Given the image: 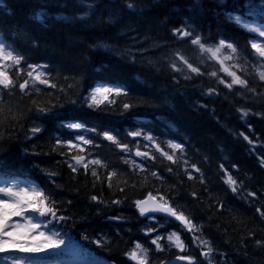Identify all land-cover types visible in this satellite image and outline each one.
<instances>
[{"label":"trees","instance_id":"obj_1","mask_svg":"<svg viewBox=\"0 0 264 264\" xmlns=\"http://www.w3.org/2000/svg\"><path fill=\"white\" fill-rule=\"evenodd\" d=\"M244 9L242 0H0V42L25 58L20 65L0 61L1 70L17 85L0 91V185L51 192L57 217L65 219L25 214L47 223L43 230L57 232L64 245L75 249L76 259L137 264L128 253L140 243L148 249L147 264H164L176 256L209 264L201 254L207 250L201 240H206L213 248L211 264H264V80L245 65L256 60L253 36L231 20L236 14L244 17ZM36 15L46 21L34 20ZM178 28L193 29L206 46L221 39L234 43L236 75L247 81V88L234 85L229 90L210 76L217 71L226 83L232 80L191 38L174 36ZM177 53L203 75L185 79L190 73ZM173 62L184 72L174 71ZM27 63L47 65L43 79L49 84L30 83L21 92L18 84L30 79ZM101 65L103 70L97 71ZM21 68L25 71L17 80ZM98 85L120 87L128 94L101 97L94 110L85 98ZM210 88L216 93L207 95ZM124 104L130 109L125 111ZM37 108L53 110L41 115ZM240 109L249 115L242 119ZM68 123L84 128L70 129ZM33 127L41 131L33 135ZM135 131L153 136L169 154V141L183 145V157L177 151L176 163L169 161L143 136L128 135ZM105 132L131 151L105 140ZM79 136L93 143L82 144ZM68 141L84 150L70 149ZM137 147L154 159L136 156ZM76 155L86 162L98 159L106 167L89 164L87 170L77 166L73 172L68 163L75 165L71 157ZM125 160H134L143 171ZM93 169L99 179L91 175ZM112 172L116 175L109 182ZM226 173L242 182L239 191L225 183ZM149 193L163 196L200 231H188L179 221L141 216L135 201ZM149 228L158 231L146 235ZM170 232L180 234L183 251L169 246ZM157 235L165 237L160 241L163 251L151 244Z\"/></svg>","mask_w":264,"mask_h":264},{"label":"snow or ice","instance_id":"obj_2","mask_svg":"<svg viewBox=\"0 0 264 264\" xmlns=\"http://www.w3.org/2000/svg\"><path fill=\"white\" fill-rule=\"evenodd\" d=\"M128 7L132 8L133 5L129 3ZM34 20L44 23L46 21V18L42 15H36L34 17ZM250 31L252 33H256L257 29L252 28L250 29ZM173 35L177 36L180 40H184L185 38H191V44L197 46L200 53H210L208 59H216L217 53H221L222 49L224 48L230 50L229 54L224 55V60H231L233 58V54H237L238 52V49L234 43L226 42L224 39H221L218 45L206 46V44L202 42V38L200 36H193V29L191 28H188L187 30L183 28L175 29L173 31ZM259 36L264 37V30H259ZM251 48L255 50V55L257 59L260 61L261 66L264 67V42H257L256 40H253V42L251 43ZM176 58L181 61L183 65H186L188 73H190L184 75L185 79H192L193 77L191 74L203 75V73H201L200 71V68L198 66H193V64L190 63L189 60L185 58L182 54L177 53ZM24 59L25 58L19 52H16V50L13 49L10 45H6L5 43L0 42V61L11 60L16 65H20ZM218 62L221 64L220 70H223L228 76L232 77L231 82L226 83L224 79L220 78L217 75V71L211 72L210 76L216 77L218 82L220 84H224L225 87H227L229 90H231L234 85H240L242 87L247 88V81L245 79H242L241 77L237 76L236 73L230 71L229 68L224 67L223 60H218ZM0 67H2V65H0ZM25 67L26 69H31L26 71V76L30 79H24L23 83L18 84V87L21 92H23L29 86L30 83L35 84L36 82H38L39 84H49L46 79H43V77L46 75L43 69H45L47 65H35L32 63H27ZM171 67L174 71L184 72V68L178 66L175 62L172 63ZM102 70L103 65H101V67L97 69V71ZM24 71L25 68H21L18 70L16 74L17 80H19L20 78L19 73ZM259 76L261 80H264V71L260 72ZM16 86L17 85L14 83L13 79L5 71L0 70V91H2L3 89L14 88ZM49 86L54 87V85ZM215 93L216 90L210 88L206 94L213 95ZM121 94L127 95L128 93L126 90L120 87L99 85L89 93V96L85 98V102L87 103V106L89 108H93L95 110V108L99 107V101L97 100L98 96L107 99L109 95ZM88 101L91 102L89 103ZM73 103H75V101H73ZM109 103L113 104L115 103V101L111 100L109 101ZM130 107L131 105L129 104L123 105V109L125 111L129 110ZM52 110V108H37L38 113L41 115H45L49 112H52ZM238 111L241 112L242 119L246 118L249 115V112L247 110L240 109ZM67 127L70 129H83L84 125L81 123H68ZM31 131L33 135H35L36 133H39L41 131V128L33 127ZM128 135L134 138L143 136V139L149 141V143L155 147L156 151H159L162 156H164L169 161H172L173 163H176V158L174 157L177 151L181 154L180 158L183 157L184 148L183 145L179 143H173L171 141L168 142L167 147L173 150V153L169 154L168 152L160 148L159 143L151 135L144 134L141 131L129 132ZM240 135H242L245 140H248L250 144L252 143V141L249 140V137L247 135H244V133H240ZM103 138L111 142L112 144H115L122 151H131L128 144L120 143L117 137L107 132L103 133ZM78 139L82 144L93 143L91 139H86L83 136H79ZM57 143L62 145L65 142L58 140ZM67 145L70 149L79 148L78 144H74L71 141H68ZM79 150L83 151L84 149L79 148ZM135 155L141 158L154 159V157L150 156L149 153L141 152L139 150V147H137ZM71 159L75 161V165L69 162L68 166L72 169L73 172H76L78 170L77 166H82L85 170H87L89 164L106 167V165H103L102 161L98 159H93L86 162V158L80 155L73 156L71 157ZM125 163H131L134 168H140V170L143 171L141 166L137 165L134 160H125ZM184 163L187 164V161L185 160ZM260 163L261 166H264V159H261ZM191 167L197 172L200 171L198 168L195 167V165H192ZM169 171H171V169H169ZM91 175L99 179L95 169L92 170ZM115 175V172H112L108 175L109 182ZM152 175L155 176L156 173H152ZM188 175L189 179L193 178L191 173H189ZM226 175L227 179L225 180V183L229 185L233 192L239 191V189L242 187V182L238 183L237 180L234 179L230 174L226 173ZM201 182H203L202 176ZM109 187H111V183H109ZM120 191H123V189H120ZM248 195L254 196L255 193H248ZM91 199L93 201H98V197L96 196H92ZM150 201L152 202L151 204L149 203ZM112 203L119 204L121 202L118 200H114L112 201ZM55 205L56 201L53 199V194L51 192H46L44 189L38 186H32L28 188L17 187L15 185L11 187H0V256H3L5 260L10 261V264H38V261H26L23 257H10L6 254L9 252H14L22 253L25 254V256L30 257H42L44 254H50L55 249L60 248L61 245L64 244V241L62 239H59V234L57 232H52L51 234H48V232L42 230V228H47V223L40 221L39 219H34L32 216L24 215L27 212H32L38 213L39 217H45L50 215L53 219H65V217L63 216L57 217V209ZM135 206L139 209L141 216H144L147 212L163 213L165 215V218L173 217L176 221H179L182 225H184V227L188 231H200L199 227L193 224L191 219L186 216L183 211H178L177 208L170 204L163 196H159V199H157V196H154L152 193H149L146 199L135 201ZM257 211L260 210L257 209ZM262 215H264V213H262ZM14 216L20 217L22 222L10 223L12 217ZM114 219H120V217H115ZM50 222L51 221H49L48 223ZM160 226L163 227V225ZM154 231H158V229L149 228L145 234L148 235ZM193 238L199 239V237L197 236H194ZM162 239H165V237L157 235L155 239L151 240V244L156 246L155 250H164L165 246L160 243ZM166 239L169 241V246H175L180 251L184 250L185 246L178 232H170L167 235ZM260 243V241H257V244ZM201 244L207 249L201 254L205 257L206 260L209 261V264H211L210 257L213 253V248L209 241L201 240ZM128 255L130 259L137 261V264H147L148 249L140 243H137L135 245V249L128 253ZM177 259L187 260L189 264H194L193 258L191 257H177Z\"/></svg>","mask_w":264,"mask_h":264},{"label":"rangeland","instance_id":"obj_3","mask_svg":"<svg viewBox=\"0 0 264 264\" xmlns=\"http://www.w3.org/2000/svg\"><path fill=\"white\" fill-rule=\"evenodd\" d=\"M245 1V16H240V15H233L231 17V20L233 22H235L240 28L246 30L249 32V34H251L253 36L251 43L253 42V40H256L257 42H264V37L259 36V30H264V0H242ZM255 28L257 29L256 33H252L250 31V29ZM230 50L227 48L222 49L221 53H217V58L216 60H223V64L224 67L229 68L230 71H233L236 73V70L238 68V63H237V57L236 54H233V58L231 60H224V55L225 54H229ZM255 53V50H254ZM210 54V53H209ZM194 58H196V55L193 56ZM256 57V55H255ZM246 66H249L254 73H256L259 76V73L264 71V67L261 66L260 61L257 59L254 62V64L252 65H247L245 63ZM1 70V68H0ZM260 77V76H259ZM96 88V87H95ZM95 88H93L91 91H93ZM90 91V92H91ZM101 96L97 97V100L100 99ZM17 186V187H25L21 184H14V183H4L1 184L0 187H11V186ZM26 188V187H25ZM25 215V214H24ZM26 216V215H25ZM12 222H22L20 217H12V220L10 221V223ZM57 249H55L53 252H56ZM69 253H71L72 251H70V249H68ZM6 255L8 256H20L25 258H28V260H34V261H38V264H77L74 262H55L52 260H48L47 256H42V257H30V256H25V254L22 253H14V252H9ZM0 264H10V261H7L3 258V256H0ZM89 264H104L101 261H97V262H92Z\"/></svg>","mask_w":264,"mask_h":264},{"label":"water","instance_id":"obj_4","mask_svg":"<svg viewBox=\"0 0 264 264\" xmlns=\"http://www.w3.org/2000/svg\"><path fill=\"white\" fill-rule=\"evenodd\" d=\"M148 196V195H147ZM147 196L146 197H144L143 199H141V200H144V199H146L147 198ZM150 204L152 203L151 201L149 202ZM137 210H138V212H139V209L137 208ZM140 213V212H139ZM145 216H154V217H163V218H165V215L163 214V213H159V212H147V213H145ZM168 219H170V220H175L173 217H167ZM135 261V260H134ZM183 261L184 260H182V259H173V260H171V261H169V262H167L166 264H183ZM136 262V261H135Z\"/></svg>","mask_w":264,"mask_h":264}]
</instances>
